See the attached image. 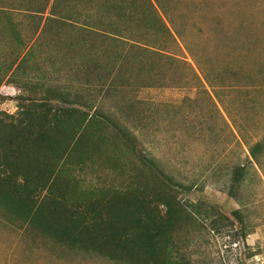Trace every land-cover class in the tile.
Returning a JSON list of instances; mask_svg holds the SVG:
<instances>
[{
    "label": "rangeland",
    "instance_id": "obj_1",
    "mask_svg": "<svg viewBox=\"0 0 264 264\" xmlns=\"http://www.w3.org/2000/svg\"><path fill=\"white\" fill-rule=\"evenodd\" d=\"M33 2L35 8L42 3ZM152 2L175 41L148 30L142 34L144 42L125 39L127 44L119 47L142 55L145 67L151 66L158 77L154 84L149 85L153 74L129 56V69L122 73L125 78L119 79V89L106 87L111 86L107 81L95 88L91 71L73 74L69 70L77 60L68 61L72 51L83 54L82 69L88 65L85 59L92 57L88 48L72 38L81 30L51 18L49 4L41 14L26 12L25 2L20 5L17 0H0V65L16 62L14 79L79 88L134 137L138 152L153 158L174 180L191 185V201L203 199L226 215L232 209L241 211L243 224L229 214L230 223L224 221L218 230L202 224L200 217L186 225L179 245L190 262L264 264V0ZM96 41L94 58L99 59L102 71L107 64L101 56L100 38ZM135 46L164 54L158 61L153 53L144 54ZM0 109L13 112L15 101L0 102ZM257 142L262 147L255 159L250 157V148ZM119 149L124 173L88 165L82 173L85 185L120 186L140 170L147 172L134 153ZM236 164H244L247 172L232 196L229 184ZM0 264L118 263L59 245L8 221L0 211Z\"/></svg>",
    "mask_w": 264,
    "mask_h": 264
},
{
    "label": "trees",
    "instance_id": "obj_2",
    "mask_svg": "<svg viewBox=\"0 0 264 264\" xmlns=\"http://www.w3.org/2000/svg\"><path fill=\"white\" fill-rule=\"evenodd\" d=\"M41 1L40 7L35 8L32 0H17L20 5L25 2L26 12L41 14L49 4L51 18L81 30L82 35L72 38L88 48L92 57L85 59L88 65L82 69L79 59L83 54L72 51L68 61L77 60L69 70L73 74L91 71L95 74L91 80L97 81L92 83L95 88L107 81L111 86L106 87L119 89V79L123 81L122 73L129 69V56L142 70L146 68L148 74H153L151 66L145 67L140 53H127L119 47L127 44L126 40L144 42L142 34L151 30L156 36L172 37L175 41L152 0ZM97 37L107 64L101 69L103 72L99 70V59L94 58ZM135 47L144 50V54L153 53L158 61L164 54ZM152 76L149 85L158 80L156 74ZM78 79L81 80L73 81ZM25 80L20 79V86L15 83L20 87L17 93L0 92V102L15 101L13 112L0 109V211L8 221L27 226L59 245L118 264H193L180 252L179 236L186 225L200 217L202 224L218 230L224 221L230 223L229 214L243 224L237 208L226 215L203 199L191 201V185L174 180L153 158L138 152L134 137L79 88ZM119 147L134 153L147 172L140 170L133 179L120 182V186L104 182L85 185L82 173L88 165L124 173ZM261 147L262 143H255L250 157L257 159ZM246 172L244 164L232 167V196ZM240 226L243 230L244 226Z\"/></svg>",
    "mask_w": 264,
    "mask_h": 264
},
{
    "label": "crops",
    "instance_id": "obj_3",
    "mask_svg": "<svg viewBox=\"0 0 264 264\" xmlns=\"http://www.w3.org/2000/svg\"><path fill=\"white\" fill-rule=\"evenodd\" d=\"M16 67H17L16 62L10 66V60L8 61V63H3L2 65H0V92L1 93L13 94V93H17L20 90V87H17V85L19 84L20 86L21 78L19 79V76H17L16 79L12 77V74L14 73V70ZM4 76L6 77L5 79H4ZM10 77L12 79L8 80ZM15 83H17V85Z\"/></svg>",
    "mask_w": 264,
    "mask_h": 264
}]
</instances>
